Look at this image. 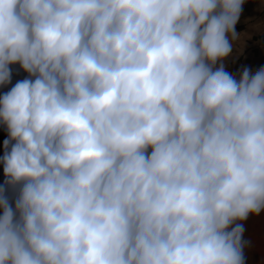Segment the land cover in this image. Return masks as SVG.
<instances>
[{"label": "clouds", "instance_id": "9594fccd", "mask_svg": "<svg viewBox=\"0 0 264 264\" xmlns=\"http://www.w3.org/2000/svg\"><path fill=\"white\" fill-rule=\"evenodd\" d=\"M247 0H0V264H246L264 212ZM9 191L12 193L9 198Z\"/></svg>", "mask_w": 264, "mask_h": 264}, {"label": "rangeland", "instance_id": "374dc122", "mask_svg": "<svg viewBox=\"0 0 264 264\" xmlns=\"http://www.w3.org/2000/svg\"><path fill=\"white\" fill-rule=\"evenodd\" d=\"M240 39L233 41L232 54L223 62L226 71L237 75L247 67L253 72L264 67V0H247L235 26ZM12 83L0 86V95L9 91L19 80L27 77L19 65L11 66ZM8 138L6 127L0 125V159L4 154L3 141ZM5 181L3 165L0 164V185ZM12 193L9 191V198ZM243 239L248 242L244 249L246 264H264V212L250 215L243 222Z\"/></svg>", "mask_w": 264, "mask_h": 264}]
</instances>
